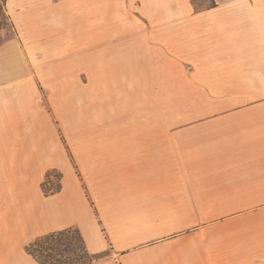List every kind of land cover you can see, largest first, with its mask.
<instances>
[{"label": "crops", "instance_id": "crops-1", "mask_svg": "<svg viewBox=\"0 0 264 264\" xmlns=\"http://www.w3.org/2000/svg\"><path fill=\"white\" fill-rule=\"evenodd\" d=\"M86 3L4 0L14 36L0 42V264H38L25 246L70 226L90 253L108 251L90 264H264V0L201 9L191 0L150 1L161 11L150 24L162 60L208 75V96L186 99L199 113L186 125L165 108L126 114V125L117 119L110 128L96 115L95 128L63 135L39 108L38 90L70 75L71 43L88 41ZM115 25L105 40L133 51L134 35ZM53 104L70 123L69 100ZM85 105L80 98V122ZM52 169L60 189L44 194Z\"/></svg>", "mask_w": 264, "mask_h": 264}, {"label": "rangeland", "instance_id": "rangeland-1", "mask_svg": "<svg viewBox=\"0 0 264 264\" xmlns=\"http://www.w3.org/2000/svg\"><path fill=\"white\" fill-rule=\"evenodd\" d=\"M150 1L154 0H102V7L99 8L95 0H87L85 10H80L81 13H86L85 32L88 41L71 43L70 75H65L67 77L64 82L58 85L44 83L38 90L39 108L55 117L54 121L59 125L61 134H67L68 129H79L82 125L84 128H95L96 115L101 117L100 121H104V126L110 128L116 124L114 121L117 119L119 126L126 125V114H159L165 108L167 114L181 112L183 125H186L192 121V113H199L197 109L201 107L191 106L186 99L208 96V75L194 73L189 68H184L181 73L176 72L172 65L169 66V59L167 62L166 59L162 60L158 48V25L150 24L155 19L157 21L161 11L158 5L152 7ZM191 2H194V7L201 9L214 0ZM116 18L120 24V34L134 35L133 51L128 52L122 41L105 40L112 32H116ZM73 28L79 29L78 26ZM96 33L103 34L102 42L93 41ZM11 36H14V27L4 11V0H0V42ZM165 63L167 74H159V66ZM128 66L150 71L118 75L114 73L115 67L125 69ZM118 76L117 83L115 78ZM209 76L212 80L215 75ZM165 78L166 89H158V83ZM80 98L86 99V121L81 122L78 118ZM63 99L71 103L70 107H65V117L70 123L68 120L65 123L61 121L62 113L53 109L56 108L53 103L57 104ZM159 99L165 101L166 107L158 104ZM179 103L183 105L178 106ZM167 124L171 126L174 122ZM67 139L69 138L61 136L59 140L64 143ZM60 183L61 173L54 169L48 170L41 184L42 191L44 194L58 191ZM107 253L108 251L103 255Z\"/></svg>", "mask_w": 264, "mask_h": 264}, {"label": "trees", "instance_id": "trees-1", "mask_svg": "<svg viewBox=\"0 0 264 264\" xmlns=\"http://www.w3.org/2000/svg\"><path fill=\"white\" fill-rule=\"evenodd\" d=\"M25 252L38 264H90L106 255L90 253L74 226L38 236L25 246Z\"/></svg>", "mask_w": 264, "mask_h": 264}]
</instances>
